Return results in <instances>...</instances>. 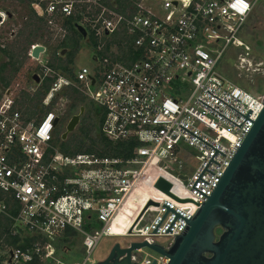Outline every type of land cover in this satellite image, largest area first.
<instances>
[{
	"label": "built area",
	"instance_id": "obj_1",
	"mask_svg": "<svg viewBox=\"0 0 264 264\" xmlns=\"http://www.w3.org/2000/svg\"><path fill=\"white\" fill-rule=\"evenodd\" d=\"M258 1H31L47 27L61 21L65 35L64 21L71 18L74 29L76 23L85 29L94 41L95 66L83 65L70 77L45 61L52 81L34 122L23 116L13 91L0 95V219L8 223L0 264H96L91 253L104 235L135 238L116 241L121 248L164 237L160 244L167 246L185 229L263 107L264 92L251 93L216 69L228 46L248 50L238 34ZM241 3L248 8L241 10ZM36 43L28 49L32 59ZM64 88L100 109L104 138L136 143L129 157L62 147L66 139L57 129L69 103ZM182 147L194 150L196 165L175 175L167 166ZM161 177L170 183L168 192L155 186ZM140 187L148 190L139 198L143 211L117 233L115 217ZM15 235L16 243L5 239ZM63 238H79L80 260L63 257L75 247L60 245ZM144 247L154 252L150 259L142 258ZM130 261L167 264L168 258L143 246L131 250Z\"/></svg>",
	"mask_w": 264,
	"mask_h": 264
},
{
	"label": "rangeland",
	"instance_id": "obj_2",
	"mask_svg": "<svg viewBox=\"0 0 264 264\" xmlns=\"http://www.w3.org/2000/svg\"><path fill=\"white\" fill-rule=\"evenodd\" d=\"M32 0H0V12L3 16L0 18V48L12 53V64H9V57L0 52V63L7 62V66L2 71V75L7 81L17 99L21 102V110L24 117L34 120L38 119L45 106L42 104L44 89L51 81H47L45 77V61L55 64L60 61L58 59L59 45L65 40L69 49H73L74 54L72 61H66L67 56L61 59L62 63L75 71L77 68L85 65L87 67L95 66L92 60V48L88 41L78 38L73 42V34L66 30L63 35L62 22L59 21L54 28L47 27L32 12L30 3ZM10 14V16L8 15ZM8 15V17H7ZM241 41L247 45L248 50L244 47H235L230 45L227 47L224 55L218 61L217 71L227 80L237 84L251 93L258 94L264 92V0H259L253 7L252 12L244 23L238 34ZM32 42H37L45 46V51L40 54L39 59H32L27 53ZM61 55L68 52L65 48ZM16 67V70H13ZM55 71H59L50 66ZM59 72L62 73L60 70ZM34 74L37 76L34 77ZM66 75V74H65ZM38 81H35V79ZM70 89L64 88L61 93L70 100L65 105L66 114L60 116L59 127L57 132L65 131L66 124L73 113L78 111L79 106H84V112L80 116L79 122L73 131L68 133L66 140L61 144L64 146H72L84 148L90 144V138L94 139L96 149L103 146L101 138L104 137L97 130V120L92 113V103L84 96H77L81 100L75 108H71L70 104L74 100V95ZM114 144L113 142H111ZM111 144V145H112ZM78 149V148H77ZM177 160L167 166L169 172L175 175H187L189 170L195 167L194 150L187 147L177 153ZM162 178V177H161ZM164 179V178H163ZM165 180V179H164ZM168 182L167 180H165ZM169 183V182H168ZM170 185V183H169ZM147 190V189H146ZM148 191V190H147ZM144 197V196H143ZM140 194L135 192L130 199L124 204L122 209L116 215L114 220V229L117 233H123V228H130L143 211V203L139 201ZM221 232L220 228L216 229V233ZM130 237L102 236L92 250L91 256L101 260L107 256L111 245L118 241L125 244L127 241L134 240ZM75 238L59 239L58 243L64 245L66 243L74 245L71 252L64 254L67 260L78 261L82 258L79 238L75 242ZM162 244H166L167 237L156 239ZM142 258L150 259V255L154 252L149 248H142Z\"/></svg>",
	"mask_w": 264,
	"mask_h": 264
},
{
	"label": "water",
	"instance_id": "obj_3",
	"mask_svg": "<svg viewBox=\"0 0 264 264\" xmlns=\"http://www.w3.org/2000/svg\"><path fill=\"white\" fill-rule=\"evenodd\" d=\"M74 26L82 39L88 41L85 29L77 23ZM44 51L45 46L36 43L30 55L38 59ZM84 108L79 106L71 115L61 133L62 140L74 130ZM155 186L168 192L170 185L159 178ZM217 228L221 229L219 234ZM143 246L165 255L167 264H264V93L263 107L251 130L211 195L188 219L185 229L167 246L141 241L121 248L115 242L107 257L96 264H132L131 250Z\"/></svg>",
	"mask_w": 264,
	"mask_h": 264
},
{
	"label": "trees",
	"instance_id": "obj_4",
	"mask_svg": "<svg viewBox=\"0 0 264 264\" xmlns=\"http://www.w3.org/2000/svg\"><path fill=\"white\" fill-rule=\"evenodd\" d=\"M33 12V11H32ZM37 17V16H36ZM38 18V17H37ZM39 20H41L40 18H39ZM64 24L67 26V28L70 30V32L73 34V42H76L77 41V36H78V38H82L81 37V35L74 29V27L72 26V24H71V18H67L65 21H64ZM32 43H34V42H32ZM94 43V41L91 39V37L89 36V44H93ZM64 48H67L68 49V52L67 53H65L64 55H61V53H62V51H63V49ZM2 51H3V54L4 55H7L8 57H9V64H11L12 66H13V64H12V53H10V52H7L5 49H2ZM28 52V51H27ZM55 53H58L57 55H58V59H60V61L59 62H57L56 63V65L55 64H51V63H49V65L50 66H53L54 68H56L57 70H61L62 71V73L63 74H66V75H68V76H70V77H73L74 76V71H73V69H71V68H69L67 65H65V64H63L62 63V61H61V59L63 58V57H65V56H67V58H66V61L67 62H71L72 61V57H73V54H74V51H73V49H69L68 48V44L65 42V40L59 45V47H58V50L55 52ZM6 65H7V63H2L1 65H0V70H3L5 67H6ZM13 70H16V67L14 68L13 67ZM3 81H5V79L2 77L1 78ZM46 80L47 81H52V78H49V77H46ZM5 83H7V81H5ZM48 86H49V84L47 85V87L45 88V89H47L48 88ZM45 89H44V93H45ZM69 91H71V90H69ZM72 93H73V95H74V100H73V102L70 104V106H71V108H75L76 106H77V102L79 101V100H81L79 97H77V96H79V95H77L76 93H75V90L73 89L72 91H71ZM69 102H70V100H69ZM92 106H93V104H92ZM95 111H96V113L98 114V121H97V130H98V134L100 133L99 132V128H98V125H99V123H100V121H101V119H102V113H101V111H100V109H98V108H93ZM67 112H66V110H65V112H64V114L63 115H65ZM62 115V116H63ZM71 117V116H70ZM59 137H61V133H59ZM101 141H102V143H103V146H102V148H100V149H96L95 147H94V145H95V142H94V139H92V138H90V144L88 145V146H86V147H84V148H81V146H77V148L75 149V148H73V150H75V151H78V150H84V151H88V152H91V151H94V152H97V153H99V154H105V155H111V156H122V157H129L131 154H132V150H133V147H134V145L136 144L134 141H129V142H117V143H114V144H112L110 141H108L106 138H104V139H102L101 138ZM63 142V141H62ZM112 144V145H111ZM62 147L65 149V150H68L69 149V147L70 146H68V145H62ZM72 147V146H71ZM6 221V220H5ZM7 226H8V223H6V222H4V220H2V219H0V236L2 235V233L3 232H5V230H6V228H7ZM7 241H10V242H12V243H16V242H18V240H19V237L17 236V235H15V236H12L10 239L8 238V237H6L5 238Z\"/></svg>",
	"mask_w": 264,
	"mask_h": 264
},
{
	"label": "flooded vegetation",
	"instance_id": "obj_5",
	"mask_svg": "<svg viewBox=\"0 0 264 264\" xmlns=\"http://www.w3.org/2000/svg\"><path fill=\"white\" fill-rule=\"evenodd\" d=\"M10 15V14H9ZM7 17H8V15H7ZM0 18H1V15H0ZM2 49L3 48H0V52H1V54H3V51H2ZM4 55V54H3ZM39 59V58H38ZM9 60V59H8ZM13 62V61H12ZM2 63H7V62H1L0 63V65L2 64ZM8 65V64H7ZM6 65V66H7ZM5 69V68H4ZM3 69V70H4ZM3 70H0V74L2 73V71ZM3 76L2 75H0V95H2V94H5V93H11L12 92V89L10 88V87H8L7 86V84H8V81L5 79V81H7V83H5V81H3L1 78H2ZM93 108H96L94 105L91 107V109H92V113H93V115L92 116H94V118L96 117V120L98 121V114L96 113V111L93 109Z\"/></svg>",
	"mask_w": 264,
	"mask_h": 264
},
{
	"label": "bare ground",
	"instance_id": "obj_6",
	"mask_svg": "<svg viewBox=\"0 0 264 264\" xmlns=\"http://www.w3.org/2000/svg\"><path fill=\"white\" fill-rule=\"evenodd\" d=\"M137 191L141 196H147L148 191L146 189L140 187Z\"/></svg>",
	"mask_w": 264,
	"mask_h": 264
},
{
	"label": "clouds",
	"instance_id": "obj_7",
	"mask_svg": "<svg viewBox=\"0 0 264 264\" xmlns=\"http://www.w3.org/2000/svg\"><path fill=\"white\" fill-rule=\"evenodd\" d=\"M248 5L246 3H241V10L247 9Z\"/></svg>",
	"mask_w": 264,
	"mask_h": 264
}]
</instances>
